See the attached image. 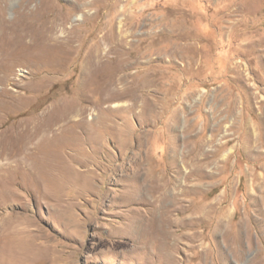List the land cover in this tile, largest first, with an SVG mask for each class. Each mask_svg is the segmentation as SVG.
Listing matches in <instances>:
<instances>
[{"label":"rangeland","instance_id":"obj_1","mask_svg":"<svg viewBox=\"0 0 264 264\" xmlns=\"http://www.w3.org/2000/svg\"><path fill=\"white\" fill-rule=\"evenodd\" d=\"M0 264H264V0H0Z\"/></svg>","mask_w":264,"mask_h":264}]
</instances>
